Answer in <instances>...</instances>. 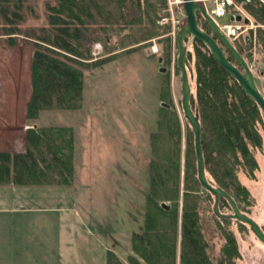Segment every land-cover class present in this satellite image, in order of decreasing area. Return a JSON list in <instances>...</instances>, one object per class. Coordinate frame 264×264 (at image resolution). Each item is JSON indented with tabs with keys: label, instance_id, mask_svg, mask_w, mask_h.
I'll list each match as a JSON object with an SVG mask.
<instances>
[{
	"label": "rangeland",
	"instance_id": "rangeland-1",
	"mask_svg": "<svg viewBox=\"0 0 264 264\" xmlns=\"http://www.w3.org/2000/svg\"><path fill=\"white\" fill-rule=\"evenodd\" d=\"M49 1L22 0L23 20L18 25L22 36L13 46L5 38L0 39V150L22 152L28 128L69 127L74 135V174L68 185H0V264H107V251L123 264H128V256H135L144 264L134 254L131 238L134 234L142 235L144 230L145 196L149 192L153 157L150 134L157 131L160 110L174 113L180 126L181 178L185 169L186 137L192 136L181 109L175 37L172 43L168 35L167 58L165 41L159 40L162 37L133 45L135 39L142 38L145 25L114 28L107 42L101 40L87 47L92 60L114 56L99 67L83 69L81 107L45 110L36 120H27L34 49L23 39L27 40L29 32L47 25L45 4ZM171 1L172 5L168 6L165 0L166 8L160 14L168 17L172 11L179 29L185 23L182 3ZM245 15L250 21L249 28L238 40L242 56L264 96V43L257 39L258 28L264 30V25L256 24L252 17ZM216 21L220 25L231 23L230 14ZM199 26L206 30L203 24ZM246 37L251 38L250 46L242 42ZM159 58L164 62H159ZM160 68L165 71L160 72ZM189 81L194 92V77L190 76ZM261 133L262 149L254 151L258 170L253 179L243 172L238 173V179L249 193L248 202L242 203L244 213L264 231V131ZM180 188L181 202L182 184ZM164 203L171 205V201ZM213 203V197L208 200L205 194L201 195L198 212L214 262L225 243L221 226L236 240L239 252L236 264H264V246L248 226L243 230L234 221L215 224ZM220 211L227 214L231 209L223 205Z\"/></svg>",
	"mask_w": 264,
	"mask_h": 264
},
{
	"label": "trees",
	"instance_id": "trees-1",
	"mask_svg": "<svg viewBox=\"0 0 264 264\" xmlns=\"http://www.w3.org/2000/svg\"><path fill=\"white\" fill-rule=\"evenodd\" d=\"M236 2L256 24L264 25L262 4L257 0ZM21 8L22 0H0V16L4 23L0 26V39L5 38L10 46L15 45L21 35L18 26L23 20ZM165 8V0L47 2V25L39 31L29 32L27 40L23 39L34 49L30 61L31 92L26 104V119L36 120L45 110H76L81 107L83 69L99 67L114 56L92 60L87 47L97 41L107 42L109 32L114 28L120 30L145 25L142 38L135 39L133 45L162 37L159 40L165 41L168 58L170 25L158 24L163 17L160 11ZM258 29L257 39L264 43V30ZM242 42L250 46L251 38ZM233 44L242 55L240 41L237 39ZM189 46L185 64L189 79L193 76L195 81L190 104L197 112L201 126L205 175L212 186L230 195L244 213L242 206L248 202L249 193L241 186L238 173L243 172L253 179L258 170L254 151L261 150L263 146L261 130L264 131V117L238 83L213 61L202 43L193 41ZM226 55L236 64L230 54ZM157 127V131L150 134L153 157L150 161L149 192L145 196L144 230L142 235L134 234L131 238L134 254L144 264H236L239 258L236 240L221 226L225 243L219 259L215 263L209 255L198 210L201 195L205 194L208 200L212 196L197 180L193 135L186 137L185 169L181 178L182 137L174 113L161 109ZM73 159L74 135L71 128H28L22 152L0 150V185H68L74 174ZM181 184L183 195L180 202ZM165 201H171V205ZM223 205L229 206L226 200L220 199L219 209ZM214 220L217 225L234 221L241 229H247L236 220L216 216ZM127 261L128 264H141L135 256H128ZM106 263L123 264L111 251L106 252Z\"/></svg>",
	"mask_w": 264,
	"mask_h": 264
},
{
	"label": "water",
	"instance_id": "water-1",
	"mask_svg": "<svg viewBox=\"0 0 264 264\" xmlns=\"http://www.w3.org/2000/svg\"><path fill=\"white\" fill-rule=\"evenodd\" d=\"M183 13L185 17L184 25L178 30L175 37L177 48L176 64L181 79V109L183 117L188 123L192 135L193 146L196 159V173L199 185L207 191L214 199L213 214L220 219L236 220L247 225L252 234L264 246V231L260 225L250 216L242 213L237 207L235 201L223 189L212 186L205 175V163L201 146V126L198 114L194 111L190 104L191 86L189 75L186 68L185 60L188 44L193 41L202 43L209 51L213 61L233 78L239 85L244 94L256 103L264 117V96L256 85V80L252 69L250 68L244 57L236 50L230 40L219 30L213 19L207 14L206 10L197 0H182ZM198 16H201L204 23L211 30L208 33L202 30L198 24ZM233 21V17L230 18ZM235 21H241V17L237 16ZM248 23V20H245ZM248 41V37L245 38ZM228 52L234 59L232 63L227 55ZM159 62L161 59L159 58ZM164 68H160V72H164ZM167 107V105L162 104ZM220 199L226 200L231 212L224 214L220 212Z\"/></svg>",
	"mask_w": 264,
	"mask_h": 264
},
{
	"label": "built area",
	"instance_id": "built-area-1",
	"mask_svg": "<svg viewBox=\"0 0 264 264\" xmlns=\"http://www.w3.org/2000/svg\"><path fill=\"white\" fill-rule=\"evenodd\" d=\"M203 7L205 8L208 15L216 22L219 30L231 41L237 40L239 37L243 36L245 32L248 30L249 26L243 22H232L228 24H218L216 21L217 18L224 17L227 15L228 9L231 8L233 10L232 15H241L244 16V13L241 9L240 4L236 2V0H198ZM248 3L250 0H243ZM260 4L264 6V0H257ZM182 2V0L180 1ZM168 6L172 5L171 0H167ZM210 4L211 7H208ZM177 20L175 19L172 11H169L168 17H162L158 21L159 25H170L171 31L169 32V36L172 38V43H174V37L176 36L177 28H176Z\"/></svg>",
	"mask_w": 264,
	"mask_h": 264
},
{
	"label": "flooded vegetation",
	"instance_id": "flooded-vegetation-1",
	"mask_svg": "<svg viewBox=\"0 0 264 264\" xmlns=\"http://www.w3.org/2000/svg\"><path fill=\"white\" fill-rule=\"evenodd\" d=\"M199 23L203 24L204 25V29H206L205 31L208 32V33H210L209 32L210 30H207L208 26L204 23L203 19H201V18L198 17V24Z\"/></svg>",
	"mask_w": 264,
	"mask_h": 264
},
{
	"label": "crops",
	"instance_id": "crops-1",
	"mask_svg": "<svg viewBox=\"0 0 264 264\" xmlns=\"http://www.w3.org/2000/svg\"><path fill=\"white\" fill-rule=\"evenodd\" d=\"M9 185H13V184H9Z\"/></svg>",
	"mask_w": 264,
	"mask_h": 264
}]
</instances>
